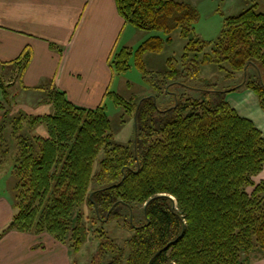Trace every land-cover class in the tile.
Wrapping results in <instances>:
<instances>
[{
    "label": "trees",
    "instance_id": "16d2710c",
    "mask_svg": "<svg viewBox=\"0 0 264 264\" xmlns=\"http://www.w3.org/2000/svg\"><path fill=\"white\" fill-rule=\"evenodd\" d=\"M116 4L126 23L163 33L136 48L114 49L109 59L112 72L121 74L134 57L154 86V95L139 100L111 90L105 94L135 116L129 145L113 141L106 102L80 106L54 84L36 87L47 93L53 113L19 110L10 88L21 83L33 49L0 61V153H15L14 212L0 238L11 230L49 233L76 255L95 232L99 242L89 264H249L264 256V180L253 179L264 167V134L226 99L245 86L264 110V10L255 3L225 16L218 38L206 40L191 36L200 12L189 1ZM177 30L188 39L181 60L168 59L167 69L152 76L145 55L161 53ZM210 64L221 69L227 64L226 78L239 85L206 83L203 67ZM250 67L257 78L248 77ZM160 94L171 95L175 104L161 108ZM42 125L45 135L36 133ZM83 204L91 214L81 211ZM134 204L144 205L141 224L128 209ZM122 208L129 210L125 226L134 232L119 244L106 226L119 222Z\"/></svg>",
    "mask_w": 264,
    "mask_h": 264
},
{
    "label": "crops",
    "instance_id": "0c3cea01",
    "mask_svg": "<svg viewBox=\"0 0 264 264\" xmlns=\"http://www.w3.org/2000/svg\"><path fill=\"white\" fill-rule=\"evenodd\" d=\"M186 1L198 8L200 20L205 12L212 15L219 12L223 24L225 16L238 14L252 4L257 3L258 8L261 6L264 10V0ZM128 28L131 31L125 35ZM136 32L137 28L126 23L119 13L116 0H0V61H11L30 46L33 59L22 77L21 87L28 91L54 84L64 90L71 101L84 107L107 103L106 92H117L112 90L117 74L112 72L109 59L114 49L132 47ZM251 69L254 70L248 69V77ZM236 83L232 86L239 85L238 79ZM226 99L264 134V110L255 91L240 86L230 91ZM3 177L0 232L14 212V184L8 185L13 175ZM260 178L264 180V167ZM72 257L71 252L48 233L11 230L0 238V264H73ZM249 264H264V256Z\"/></svg>",
    "mask_w": 264,
    "mask_h": 264
},
{
    "label": "rangeland",
    "instance_id": "374dc122",
    "mask_svg": "<svg viewBox=\"0 0 264 264\" xmlns=\"http://www.w3.org/2000/svg\"><path fill=\"white\" fill-rule=\"evenodd\" d=\"M250 1V0H245ZM259 1V0H258ZM259 10H262V7H259ZM201 16V15H200ZM224 28L223 19L219 12H216L212 15L210 12H205L202 14L201 20L195 24V30L191 34L192 37L195 35L199 38H203L206 40H215L221 34ZM131 28L126 30L125 35L129 34ZM136 37H134V41L132 42V48H136L145 38L152 34H160L163 35L162 32L159 31H148L137 29ZM173 42L171 44L166 45L165 49L161 53H148L145 55V63L149 72H151L152 76H154V72L163 71L167 69V61L168 59L181 60V57L184 53V48L188 39L183 37L179 30L175 31L173 34ZM134 57L132 58L131 67L124 73L117 74L114 80V85L112 90H116L122 96L127 99L139 100L145 96L154 95V86L151 85L145 77L144 73L137 68L134 64ZM226 68L221 69L216 64H210L203 67L202 76L206 77V83H213L223 87L236 85L237 80L231 81L226 78L228 74L229 66L224 64ZM250 76L252 78H257L255 71L253 69L250 70ZM254 78V79H255ZM154 79V78H153ZM235 83V84H234ZM202 88H205L203 86ZM4 89L0 86V101L4 100ZM12 100L18 104L19 110L33 113V114H44V113H53V106L48 103L45 99L47 97V93L44 90H24L20 83L14 84L10 88ZM194 94V93H193ZM176 100L169 94H160L158 96L159 106L163 109L174 105ZM17 110V112L19 111ZM3 111L0 110V114ZM107 112L112 120V133H113V141L121 144L129 145L134 139L136 135V123L135 116L129 112H126L125 108L121 105L115 104L111 99L107 100ZM47 129L44 125L37 127L36 133L45 135ZM7 136L11 137L10 132L6 133ZM14 147L12 146V149ZM11 149V150H12ZM14 151H10L5 154L3 152L0 153V182L4 175H8L11 177V171L14 163ZM105 152L102 150L96 158L95 161V171L99 170L100 161L104 158ZM4 157V161L1 158ZM262 171V170H261ZM256 174L253 179L255 182H260V173ZM15 182L14 178H10ZM9 180V187L12 182ZM3 188V187H2ZM254 186H249L248 190L252 191ZM2 191L0 185V192ZM6 191V189L4 190ZM10 193L11 190L9 189ZM8 191V192H9ZM124 215L119 218V222L114 220L110 225L106 226V230L108 234L115 239L119 244H123L127 238H129L133 234V229L125 226L126 220L129 219L127 212L129 210H133V218L137 224H141L144 220V205L142 204H134L133 207H129L127 209L122 208ZM81 211L87 214H91L89 207L87 204H83L81 206ZM100 225V224H99ZM49 234V233H48ZM51 235V234H50ZM53 238L54 236L51 235ZM55 239V238H54ZM56 240V239H55ZM58 241V240H57ZM60 242V241H58ZM99 237L96 236V233H91L90 238L83 245L81 251L72 255L76 257L79 264H89L91 257L96 251L98 246ZM62 243V242H60ZM64 245V249L66 248L70 253V247L68 245L62 243ZM50 253V252H49ZM69 256V254H68ZM72 257V258H73ZM73 258L72 260H74Z\"/></svg>",
    "mask_w": 264,
    "mask_h": 264
}]
</instances>
